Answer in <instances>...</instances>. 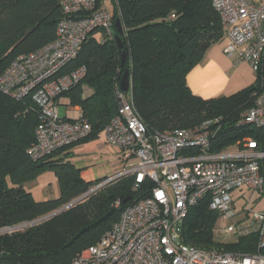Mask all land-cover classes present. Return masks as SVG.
<instances>
[{"label": "trees", "instance_id": "1", "mask_svg": "<svg viewBox=\"0 0 264 264\" xmlns=\"http://www.w3.org/2000/svg\"><path fill=\"white\" fill-rule=\"evenodd\" d=\"M60 1L0 0V75L17 57L55 39ZM105 1L111 7L112 20L119 18L122 25L119 38L126 55L124 65H120L113 23L111 37L92 31L60 72L63 75L80 66L86 68L83 80L61 96L70 106L79 107L81 117L91 126V134L80 143L97 139L115 116L116 92L127 70L134 107L149 132L192 130L220 117V129L212 139L214 152L248 139L264 150V128L243 123L244 114L261 92L259 73L252 85L228 97L203 99L187 85L188 74L225 36L212 0H96L97 8ZM83 86L92 89L90 97L83 98ZM36 125L37 110L30 97L15 100L0 92V230L61 209L100 182H85L70 163L68 151L74 146L32 161L27 150L35 141ZM46 170L55 174L59 194L36 202L22 185ZM132 185L130 177L116 180L39 225L12 235L0 234V264H68L94 245L124 208L145 196L146 186L132 191ZM116 202L120 203L118 208L114 207ZM111 209L108 218L68 244L76 233ZM216 221L206 201L198 204L183 222L182 242L203 250L255 253V235L233 242L217 241L213 233Z\"/></svg>", "mask_w": 264, "mask_h": 264}, {"label": "built area", "instance_id": "2", "mask_svg": "<svg viewBox=\"0 0 264 264\" xmlns=\"http://www.w3.org/2000/svg\"><path fill=\"white\" fill-rule=\"evenodd\" d=\"M212 5L225 29L224 54L236 55L261 76V92L243 123L264 128V1L212 0ZM60 12L55 39L17 57L0 75L2 94L15 100L28 96L36 107L35 141L27 150L34 162L75 146L91 134L81 114L69 122L58 111V100L83 80L86 68L60 72L92 31L112 36V15L105 6L97 8L96 0H61ZM116 95L117 112L102 136L119 153L121 168L74 202L127 177L133 179L132 191L146 186L145 196L124 208L111 228L68 264H264V150L248 139L232 146L234 151L228 147L214 152L212 139L220 129V117L192 130L149 132L134 107L131 84L127 93L117 91ZM240 199L243 203L238 206ZM205 201L217 216L213 232L223 242L255 235V253L203 250L182 242L189 210ZM119 206V202L114 205ZM57 211L9 229L27 230ZM219 222L226 224L219 226Z\"/></svg>", "mask_w": 264, "mask_h": 264}, {"label": "crops", "instance_id": "3", "mask_svg": "<svg viewBox=\"0 0 264 264\" xmlns=\"http://www.w3.org/2000/svg\"><path fill=\"white\" fill-rule=\"evenodd\" d=\"M253 1L262 3L264 0ZM223 47L224 41L210 47L202 61L188 74L186 82L193 94L203 99L228 97L254 83L256 75L250 66L239 61L236 55L227 57ZM92 93L89 87H82L83 98L90 97ZM61 106L63 114L60 117L63 120L74 121L81 114L79 107L70 106L65 97L58 100V111ZM72 114L77 118H73ZM68 152L71 154L70 163L80 171L85 182H101L121 168L119 153L105 144L102 135L77 144Z\"/></svg>", "mask_w": 264, "mask_h": 264}, {"label": "rangeland", "instance_id": "4", "mask_svg": "<svg viewBox=\"0 0 264 264\" xmlns=\"http://www.w3.org/2000/svg\"><path fill=\"white\" fill-rule=\"evenodd\" d=\"M104 6L106 7V9L110 13H112L111 7L108 5V2L107 1L104 2V5L102 4V7H104ZM98 38L100 39L99 36H98ZM129 80H130V77H129ZM130 83H131V80H130ZM59 114H60V116H62V114H63V107L62 106L59 109ZM72 117L75 118L76 115L75 114H72ZM234 150H235L234 147H231L229 149V151H234ZM97 185H95V186H97ZM8 186H11L9 182H8ZM22 187H23V189L26 192H28V193L31 194L33 200L36 201V202L55 199V198L58 197V194H59L57 178H56L55 174L52 171H50V170H46V171H43V172L39 173L32 180H30L28 182H25L22 185ZM238 196L239 195H237V193H234L233 194V198H236L237 199ZM244 197L247 198L248 197V194L245 193L244 194ZM237 203H238V206H241L242 203H243V200L240 199V200L237 201ZM59 210L60 209H58V211ZM59 214H61V213H57L55 216H57ZM225 224H226L225 222H219L218 223L219 226H222V225H225ZM9 228L10 227L1 229L0 230V234L12 235V234L16 233V232H13ZM19 232H21V231H19ZM213 233H214V236H215V238H216L217 241H219V242L225 241V239H223L220 236H218L217 233H215V232H213Z\"/></svg>", "mask_w": 264, "mask_h": 264}, {"label": "water", "instance_id": "5", "mask_svg": "<svg viewBox=\"0 0 264 264\" xmlns=\"http://www.w3.org/2000/svg\"><path fill=\"white\" fill-rule=\"evenodd\" d=\"M114 28L116 30L117 35L115 36L114 40L117 46V49L119 50V58H120V65L123 66L125 61H126V55H125V51L123 48V45L121 43V40L119 38V36L123 33V29H122V25L121 22L119 20V18H116L114 20ZM129 73L127 70L124 71L120 83H119V89L118 91L120 93H127V91L129 90ZM130 200V198L126 199L123 201V204L127 203ZM75 204V202L70 203L69 205H66L64 208L60 209L59 211H57V213H62L63 211H67L68 209H70L73 205ZM113 212V209H111L106 215H104L103 217L99 218L97 221L91 223L90 225L84 227L83 229H81L78 233H76L74 235V237L69 241L68 244H71L74 240H76L79 236H81L83 233L91 230L92 228H94L95 226H97L99 223H101L102 221H104L106 218H108ZM57 213H55L53 216H55Z\"/></svg>", "mask_w": 264, "mask_h": 264}]
</instances>
